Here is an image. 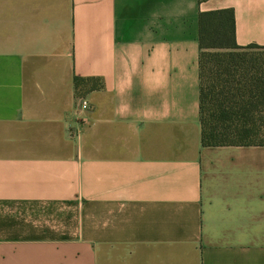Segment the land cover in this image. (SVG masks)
<instances>
[{
  "label": "crops",
  "instance_id": "0c3cea01",
  "mask_svg": "<svg viewBox=\"0 0 264 264\" xmlns=\"http://www.w3.org/2000/svg\"><path fill=\"white\" fill-rule=\"evenodd\" d=\"M225 9L264 47V0H0V264H264V146L202 143Z\"/></svg>",
  "mask_w": 264,
  "mask_h": 264
},
{
  "label": "trees",
  "instance_id": "16d2710c",
  "mask_svg": "<svg viewBox=\"0 0 264 264\" xmlns=\"http://www.w3.org/2000/svg\"><path fill=\"white\" fill-rule=\"evenodd\" d=\"M200 120L204 146H264V47L239 46L231 9L199 15ZM95 78L76 76L98 87Z\"/></svg>",
  "mask_w": 264,
  "mask_h": 264
},
{
  "label": "built area",
  "instance_id": "2783aa9c",
  "mask_svg": "<svg viewBox=\"0 0 264 264\" xmlns=\"http://www.w3.org/2000/svg\"><path fill=\"white\" fill-rule=\"evenodd\" d=\"M78 104L81 111H86L91 109V103L86 97L80 98Z\"/></svg>",
  "mask_w": 264,
  "mask_h": 264
}]
</instances>
